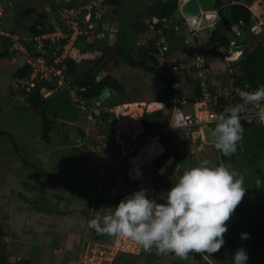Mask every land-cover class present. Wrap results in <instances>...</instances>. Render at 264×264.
Returning <instances> with one entry per match:
<instances>
[{
    "label": "rangeland",
    "instance_id": "1",
    "mask_svg": "<svg viewBox=\"0 0 264 264\" xmlns=\"http://www.w3.org/2000/svg\"><path fill=\"white\" fill-rule=\"evenodd\" d=\"M121 1L122 5L118 8L105 5L104 0L100 4L99 9L103 8L106 22L111 27L119 28V32H107L100 44L115 45L121 32L122 41L127 45L148 43L156 36L154 28L149 25L142 32L134 23L138 18L150 22L148 5L162 0ZM238 1L254 8L251 10L254 15L253 32L246 35L250 46L264 44V0ZM224 2L228 8L231 0ZM61 4L64 5L60 3L58 8ZM0 5L4 10L1 26L6 29L16 28L25 39L29 38L30 28L36 21L41 20L50 27L56 17L50 0H0ZM29 6H35L36 10L32 14L22 15ZM43 12L48 13L49 18H42ZM211 12L208 19H211ZM181 14L178 10L170 21L174 22ZM199 18L203 23L199 24L195 20L193 41L187 37L192 32L185 20L178 31H173L165 38L171 58L175 60L172 65L178 69L179 85L191 92L187 100L193 95L195 77L201 80L196 73V58L189 56L187 50L195 46L196 37L207 35L206 28L212 22L205 20L204 13ZM234 40L237 39L231 42ZM231 42L221 48L223 52H220L224 56L230 55L229 51L233 48ZM92 49L87 42L80 48L76 46L74 57L82 72L92 67L98 57L95 48ZM11 53V57L8 55L0 60V130L8 133L0 137V226L8 234L5 252L11 264L19 260L30 261V264H76L80 255H88L90 258L93 255L99 258L115 255L116 260L123 255H140L141 252L138 262L133 264H200L206 261L208 264H233L234 254L240 248L248 254L247 264H264V247L263 250L253 252L252 248H245L248 238H241V233H249L254 226L264 233V185L262 188L256 185L257 180L264 182V126L254 123L244 129L241 143L244 145L246 160L229 164L230 170L244 177L246 193L227 223L228 232L220 251L210 256L207 253H190L187 260H180L171 254L157 255L154 250L149 254L129 239L107 235L103 237L87 227L88 221L96 215H105L122 199L141 189L148 190L150 199L165 203L160 197L166 193H159L158 185H165L169 191L186 169L198 166L202 160L210 161V166H219L221 161L218 150L212 144H201L198 139L195 142L184 139L177 143L173 132H168L164 134L168 140L165 145L169 153L178 157L180 170L169 168L164 174H157L167 161L161 157L140 178L131 179L124 165H117L109 142L96 135L86 113L78 112L70 95L61 90L52 94L46 92L45 95L41 92L44 97H49V115L56 120L51 141L46 142L41 137V116L25 104V95L20 91L26 83L12 76L15 67L24 64L23 54ZM202 56L206 61V71L210 74L207 86L223 83L228 87L231 66L225 57L214 54ZM111 74L120 83L125 102H149L166 85L156 74L143 67H134L123 58H120L118 66L111 69ZM187 76L192 78L188 79ZM31 90L32 87L28 86L27 91ZM111 92L119 97V90ZM226 108L231 107L227 105ZM82 130L85 137H81ZM9 135H12L13 140ZM98 193L102 197L99 201L95 198ZM150 255L156 257L150 260Z\"/></svg>",
    "mask_w": 264,
    "mask_h": 264
},
{
    "label": "trees",
    "instance_id": "2",
    "mask_svg": "<svg viewBox=\"0 0 264 264\" xmlns=\"http://www.w3.org/2000/svg\"><path fill=\"white\" fill-rule=\"evenodd\" d=\"M50 2H51L50 3L51 9L55 13L58 22L61 24V19L59 16L60 8H58V5L54 0H50ZM217 3L221 7H223L225 2L224 0H217ZM72 4L75 5V3ZM104 4L114 7L116 6V8H118L122 5V1L104 0ZM35 10H36L35 6H29L25 9V12L22 13V15L32 14ZM178 10H179V0H162L159 3H153L148 5V11L150 13L149 17L151 18L149 25L153 26L156 36L148 41L147 43L148 49L145 51L156 54V56L162 61V65H163L162 70L147 66L144 56H142L140 60L136 56H134L133 53L129 51L131 45L129 44L127 45L122 41L123 32L118 34L120 37L117 39V41H115L116 46L108 45V44L106 46H103L100 44L102 43L103 39H95L91 35H81L79 37L76 46L80 48L87 42L89 48L91 49L92 47L95 48V51L97 52V56H98L94 65L92 67H89V69L84 72H82L79 69L78 67L79 64L77 63L75 57H69L66 60V63L68 64V72L73 76L74 79L73 81L74 85H79L80 82L85 80L94 81L93 85L86 87V89L84 90L78 91V93L87 100V105L89 107H92V102L98 95H100V93L102 92L105 86H109L111 90L120 91L119 97H115V95H112V99L107 101L108 106L111 107L113 105L125 102L123 95L124 91L118 80L111 74V69L119 65L120 58H123L126 62H128L134 67H143L149 72L156 74L160 79H162V81L166 85L157 92L154 101L163 102L165 104V107L161 109H156L154 111L145 112L142 119H143V124L145 126L146 134L151 135L157 131H161L162 139L165 144L168 142V140L164 137V134H167L168 132H173L171 130H167L166 128L170 123L174 107L180 104L179 101L182 100L183 97L185 96L187 97V95L191 93L185 87H180L179 85L180 80L178 79V76L172 72L170 66L168 65V62H166L164 57L161 55L159 46L156 45V41L159 39V35L157 31L160 28H163L165 30L166 37L167 35L173 33V30L165 29L163 27V19L173 17L175 13L178 12ZM225 15L231 21V24L239 25L247 36L249 33L253 32L254 15L252 11L249 9L247 4L241 3L238 0H231L230 5L228 7V11L225 12ZM41 17L47 19L49 18V15L48 13L43 12L41 13ZM99 21L102 24L106 23L105 14L101 19H99ZM143 21L144 20L142 18H138L137 22L134 23L135 27L140 29V26L143 23ZM172 23L181 24V22L178 20H175ZM20 24L18 25L16 24V25L19 26ZM7 28H9L7 30H13V31L17 30L16 28H10V27ZM54 28L55 26L53 23H51L50 27H48L46 23H43V21L41 20L36 21L30 28L31 32L28 35L29 40L24 41V44L28 47L29 51L33 52L35 50L34 37L36 35L46 33ZM206 31H207V35L205 37L195 38V46L187 50V54L189 56H195L197 58L201 54H209V55L214 54L217 56L225 57L224 56L225 54L220 52L222 51L221 48L229 45L231 40L233 39H237L240 42L239 37L237 36V34L235 33V31L232 29L231 26L226 27L222 24H218V25L216 24L214 25L213 29L211 28V26H208L206 28ZM8 40H9L8 37L0 36V44L2 43V50L0 51V60L2 58H7L10 52L12 51L10 49L8 50L5 48L6 42H8ZM49 44L50 43L47 42L45 47L47 51H51V49H49ZM240 44L250 45V42L247 38V41L245 43H240ZM246 55L247 58L243 60L239 65H237L239 69L238 70L236 69V71L233 73V75H231V77L235 79L236 85H243V83L247 82L256 89L261 86H264V44L258 43L255 47L250 46L248 52H246ZM230 57H232V55H228L229 61H230ZM12 76L18 81L26 83V81L29 80L31 76V67L27 64L17 65L13 70ZM98 76H101V78L98 79ZM187 77L188 79L192 78L190 76ZM45 85L46 82H40L35 87H32V90L29 92L27 91V87L30 85L25 84L23 85V87H21L20 91L23 95H25V104L30 109H32L34 112H37L41 116L42 119L41 137L42 139H44V141L50 142L51 132L56 128V120L55 118H51V116L49 115V107H48V104L50 102L49 97H44L43 94L41 93V89ZM193 85H194V92H192L193 93L192 97H189L190 98L189 100L191 102H193L195 98H198L203 94L202 79L201 80L195 79ZM210 87L212 89V86ZM60 93L66 95L65 92H60ZM68 101L67 104H69ZM219 102L221 106L220 111L223 113L226 108V101L223 98H221ZM236 103L237 101L233 102L232 104L234 105ZM55 114H57V112H55ZM102 120H103L102 132L105 135L104 140H107V142H109V148L111 149L112 154H114L115 160L117 161L116 162L117 165L119 164L118 166H120L121 164H123L124 169L126 171L127 160L126 159L120 160V151L114 139L113 130H112L113 121L112 119L106 117H103ZM241 124L245 129L247 127L252 126L254 123L247 122L246 120L242 119ZM6 134H8L7 131L0 130V137ZM85 136L86 134L82 130L81 137H85ZM9 138L13 140L12 135H9ZM171 155L172 153H169L166 147L165 152L159 158L161 159V157H165L164 161H166ZM158 160H156V162ZM164 169L166 170V167H163L162 170ZM157 174L160 173L157 171ZM95 198L98 201L102 199L99 193L96 195ZM234 226L236 229L238 228L236 224ZM237 233H239V231H237ZM102 236L104 237V235ZM7 237L8 234L5 231L4 227L0 226V264H11L9 261V257L5 252L6 251L5 240L7 239ZM249 237L250 238H248V241L246 243V248L250 249L251 246H254L255 249L253 252H255V250L260 251L261 250L260 248L264 245V233L259 232L258 228L254 226L251 228L249 232ZM141 254L140 255L127 254L120 256L114 261V264H124V263H128V261H132L130 264L137 263L138 258L141 256ZM155 257L156 255H150L149 259L151 260L152 258ZM30 263H31L30 261L19 260L15 264H30ZM200 264H208V262L206 261Z\"/></svg>",
    "mask_w": 264,
    "mask_h": 264
},
{
    "label": "built area",
    "instance_id": "3",
    "mask_svg": "<svg viewBox=\"0 0 264 264\" xmlns=\"http://www.w3.org/2000/svg\"><path fill=\"white\" fill-rule=\"evenodd\" d=\"M186 1L187 0H179L180 11ZM100 2L99 0H92L80 5H61V7H59L61 24L57 22L59 25L58 28L55 27L46 33L36 35L34 37L35 50L33 52L29 51L28 47L24 44V41L29 40L28 38L25 39L23 34L18 30L13 31L4 29L1 27V21L0 36L8 37L9 49L14 53L23 54V63L31 67L30 79L26 81V84L28 83L30 85L29 87H35L40 82H46L44 87L49 83H55L57 87L54 90L46 89L43 94L45 95L46 92L52 94L57 90L66 91L73 100L78 112L86 113L87 117L92 122L96 135L104 139L105 135L102 132L101 125V121H103L102 119L104 117L101 109L104 105L92 106L89 108L87 100L78 93L79 90H84L86 87L83 88L79 85H74L73 76L68 72V64L66 63L69 57H74L76 43L81 35H91L95 39H102L107 32L116 31V29L111 27L107 22L102 24L99 21L104 13L102 8L99 9ZM249 8L250 10H254L253 6H249ZM95 10H98V12L93 13ZM3 15L4 10L2 9V5H0V20ZM181 17L182 19H180V21L182 24H173L170 18L163 19V27L165 29L178 31L181 26H183L185 20L190 28V33L192 32L187 37L189 40L193 41L192 38L195 35V18H188L183 13ZM204 17L208 19V14L206 13ZM82 20L86 21L85 25L81 24ZM196 21L201 24L202 19L199 18ZM52 23L54 24V21H52ZM260 24H263V22L260 21ZM157 33L159 35L157 45L160 48L161 55L166 62H168L172 72L177 75L178 69L175 65H172V62H175V60L171 58L169 46L165 40V30L160 28ZM47 42L50 43L49 49H51V51H47L45 48ZM231 45L233 48H231L229 54H236L235 59L239 58L240 55L246 51L245 46L240 44L238 40L232 41ZM226 57L228 58V55ZM205 62L202 55L196 58V67L199 70L198 74L202 79L204 90L202 96L194 103V112L192 114L186 113L182 107L175 106L170 123L166 128L167 130L173 131L175 128L198 130L205 126H212L215 124V118L218 114L222 113L220 111L221 106L219 102L221 98L226 101V106L230 105V107H233L242 103L239 96L240 91L256 90V88L252 87L247 82L243 83V85H236L235 79L231 77L229 89L217 87L216 90H214L215 93L211 95L206 88L208 74ZM234 72L235 71H233L231 75H233ZM100 78L101 76H98V79ZM235 101H237V103L233 105L232 103ZM106 107L110 112L108 118L113 121L112 130L120 151V160H127V172L131 179L140 178L141 174L138 175L137 173L142 170L143 174L146 169L152 167V164L166 150L161 131H157L151 135L146 134L142 117L145 112L150 110L149 104L142 101H134ZM259 107L260 106L247 105L246 112L242 114L246 116L244 120L264 126V124L259 122L257 116ZM167 168H171V164ZM111 253L114 252L111 251ZM104 259H106V261H104ZM114 260L115 255L100 258L96 255H93L91 258L88 255H86V257L85 255H80L76 264H114Z\"/></svg>",
    "mask_w": 264,
    "mask_h": 264
},
{
    "label": "clouds",
    "instance_id": "4",
    "mask_svg": "<svg viewBox=\"0 0 264 264\" xmlns=\"http://www.w3.org/2000/svg\"><path fill=\"white\" fill-rule=\"evenodd\" d=\"M239 96L242 103L218 114L213 128L201 129V135L210 136L215 149L229 159L242 139L241 120L246 118L242 114L247 105L260 106L257 116L264 124V86L240 91ZM102 105L108 106L105 102ZM243 183L244 177L230 170L229 164L210 166V161L202 160L186 169L167 194L161 195L165 203L150 199L148 190L141 189L105 215H96L87 227L100 235L129 239L149 254L154 250L157 255L174 254L180 260H187L190 253L210 256L225 244L227 223L246 193ZM256 185L262 188L264 182L257 180ZM241 238L250 237L241 233ZM248 259L247 252L240 248L233 264H247Z\"/></svg>",
    "mask_w": 264,
    "mask_h": 264
},
{
    "label": "water",
    "instance_id": "5",
    "mask_svg": "<svg viewBox=\"0 0 264 264\" xmlns=\"http://www.w3.org/2000/svg\"><path fill=\"white\" fill-rule=\"evenodd\" d=\"M64 1L67 4H72V3L82 4V3L92 1V0H77V1H75V0H64ZM213 9L222 18V20L226 22V24H228L230 22L227 17L223 16V12L220 9L219 4L217 3V0H187L183 4L181 11L186 17L195 18V17H198L201 12L210 11ZM97 12H98V10L95 11V13H97ZM81 24L85 25L86 21L82 20ZM54 25L56 28L59 27L57 21L54 22ZM147 28H148V25L146 23L141 24V27H140L141 31H145V29H147ZM211 28L213 29L214 25H212ZM254 28H256V27H254ZM233 29L235 30V33L238 35L241 42L247 41L246 34L239 25H237V24L233 25ZM6 48L7 49L9 48L8 42H6ZM143 48H144V46L140 49V51H142ZM245 49H246V51L242 55H240L239 58L234 59V60H230L229 63L231 65H237V64H240L243 60H245L247 58L246 52H248V46H246ZM137 50H138V48L135 46H130V48H129V51L130 52L133 51V54H136ZM12 55H13V53L9 54V57H11ZM147 60L150 62V64H154L155 67L159 65V61L157 60L156 56L152 53L147 54ZM93 84H94V81L85 80V81L80 82L79 86L85 88V87L91 86ZM56 87H57V85L55 83H49L46 87H43L41 89V92L43 93L46 89L54 90ZM111 95H112L111 89L109 88V86H105L104 89L102 90V92L100 93V95H98L94 99V101L92 102V105L93 106L102 105L105 101H107L111 98ZM101 111L103 112V115L105 117L108 118L110 116V112L108 111L106 106H103ZM207 127L213 128L214 126H207ZM201 129L202 128H200L198 130H191L189 128H175L173 130V134L177 140H181L184 136H187V137H192L195 139L200 138L208 144H213L210 136L206 137V136L201 135ZM218 153H219V158H220L221 163L233 164L236 162H242V161L246 160V152L244 149V145L241 143V140L238 142L236 153L230 159L227 157H224L220 151H218ZM171 158H172V156L169 157V159L166 161V163H168V161ZM178 164L179 163L177 160H174L171 163L172 167L175 169L178 168ZM163 191L167 194L168 189L164 185H160L158 187V192L164 193Z\"/></svg>",
    "mask_w": 264,
    "mask_h": 264
},
{
    "label": "crops",
    "instance_id": "6",
    "mask_svg": "<svg viewBox=\"0 0 264 264\" xmlns=\"http://www.w3.org/2000/svg\"><path fill=\"white\" fill-rule=\"evenodd\" d=\"M211 11V10H210ZM205 12H207V11H204V12H201L200 13V15L202 14V13H205ZM209 12V11H208ZM211 14V13H210ZM199 15V16H200ZM211 17H212V15H211ZM3 18V17H2ZM180 19H182V17L180 16L177 20L178 21H180ZM55 20H57L56 19V17H54L53 18V20L52 21H54L55 22ZM205 20H211V19H205ZM181 22V21H180ZM143 23H146L147 25H148V28H149V22L147 23L146 21H143ZM201 23H203V21H201ZM212 25H214V21H212L211 23H210V26H212ZM147 28V29H148ZM116 30L118 31L119 29H118V27L116 28ZM142 32H144V31H142ZM142 36V35H141ZM241 43V42H240ZM138 45H140L141 43H137ZM131 46H134V45H131ZM202 55V54H201ZM221 57V56H220ZM196 58V57H195ZM223 58V57H222ZM234 58H236V57H234ZM225 60H226V62L228 61L229 62V60H228V58L225 56ZM233 60V59H232ZM230 64V63H229ZM237 65H239V64H237ZM237 65H229V66H231V67H229V77H230V81H229V86H230V82H231V73L233 72V71H236L235 70V68L237 67ZM205 66H206V64H205ZM198 72H199V70L197 69L196 70V73L198 74ZM208 74V78L206 79V83H207V80L208 79H210V74L209 73H207ZM198 76H199V74H198ZM197 77H195V79H196ZM212 84V89L209 87V86H207L206 88H207V90L209 91V93L211 94V95H213L214 93H215V91L214 90H216V88L217 87H225L226 89H229V86L227 87V86H225L223 83H220V84H218V85H216V84H213V83H211ZM204 88V87H203ZM202 88V90H204ZM202 96V95H201ZM201 96H199V97H201ZM198 97V98H199ZM198 98H195L194 99V101L193 102H191L190 100H187V98H186V96L185 97H183V100L181 101H179L180 102V104H178V105H176V106H178V107H182V109L186 112V113H190V114H192L193 112H194V110H193V107H194V103H195V101L198 99ZM142 102H146V101H142ZM156 103V104H159V106H157V107H155L154 109H150L148 112H150V111H154V110H156V109H161V108H163V107H165V104L163 103V102H157V101H154V99L153 100H151V101H149V102H147L148 104L150 103ZM185 102V103H184ZM212 126H215V124H213ZM242 137H243V133H242ZM184 139H190V140H193L192 142H195L197 139L198 140H200L201 141V144L202 143H206L205 141H203L202 139H200V138H192V137H187V136H184L181 140H177L176 138L174 139L177 143H180V142H182ZM192 142H189V143H192ZM213 145V144H212ZM193 149L191 148V150L190 151H192ZM172 157H174V160H177L178 161V168L177 169H175V168H173L172 167V165H171V170H175V171H178V170H180V168H181V163H180V161H179V159H177L176 158V155H174V154H172L171 155ZM169 159V158H168ZM167 159V160H168ZM169 166V165H168ZM167 170H169V168H167L166 169V171ZM165 171V172H166ZM164 172V173H165ZM160 174H164V173H161V171L159 172ZM165 186V185H164ZM167 188V187H166ZM77 263V262H76Z\"/></svg>",
    "mask_w": 264,
    "mask_h": 264
},
{
    "label": "flooded vegetation",
    "instance_id": "7",
    "mask_svg": "<svg viewBox=\"0 0 264 264\" xmlns=\"http://www.w3.org/2000/svg\"><path fill=\"white\" fill-rule=\"evenodd\" d=\"M55 2H56V4L58 5V4H60V3H63V4H67V3H65V1L64 0H54ZM75 1H77V0H75ZM99 1H101L100 2V4L102 3V1L103 0H99ZM89 2V1H88ZM87 2V3H88ZM51 3V2H50ZM86 3V2H85ZM83 4V3H82ZM62 5V4H61ZM75 5H80V4H76L75 3ZM101 6V5H100ZM220 6V5H219ZM226 8L227 7H225L224 5H223V7H221L220 6V9L222 10V12H223V16L224 17H227L226 15H225V12H227L228 11V8H227V10H226ZM103 9V8H102ZM212 12H211V14H212V17H211V20L212 21H214V25H218V24H222V25H224V26H226V27H228V26H231L232 27V29H233V24H231V21L228 23V24H226V22L225 21H223L222 20V18L217 14V12L213 9V10H211ZM209 14V12L207 11V12H205L204 13V15L205 14ZM105 14V12L103 13V15ZM235 25V24H234ZM141 27V26H140ZM114 29H116V28H114ZM141 30V29H140ZM234 30V29H233ZM117 31V30H116ZM115 31V32H116ZM235 31V30H234ZM246 34V33H245ZM238 36V35H237ZM106 37V36H105ZM104 37V38H105ZM104 38H102V39H104ZM157 42H158V40L156 41V45H157ZM241 42V41H240ZM241 43H245V42H241ZM10 46V45H9ZM135 47H137L138 48V50H137V52H136V54H133L134 56H136L139 60L142 58V56H144V58H145V60H146V65L147 66H149V67H154V68H158V69H160V70H162V68H163V65H162V61L156 56V54L155 53H152V54H154L155 56H156V58H157V60L159 61V65L158 66H156L155 67V65L154 64H150V62L147 60V54H150L149 52H146L145 50H147L148 49V45H147V43L146 44H140V45H134ZM144 46V48L142 49V51H140V49L142 48ZM245 47L246 46H248V50H249V48H250V45H248V44H245L244 45ZM6 48V47H5ZM134 51V50H133ZM133 51H132V53H133ZM169 189V188H168ZM249 234V233H248ZM263 247H264V245L260 248L261 250H263ZM245 248H246V245H245ZM251 248L254 250L255 249V247L254 246H251ZM247 249V248H246Z\"/></svg>",
    "mask_w": 264,
    "mask_h": 264
},
{
    "label": "bare ground",
    "instance_id": "8",
    "mask_svg": "<svg viewBox=\"0 0 264 264\" xmlns=\"http://www.w3.org/2000/svg\"><path fill=\"white\" fill-rule=\"evenodd\" d=\"M209 12H210V11H209ZM208 16H209V14H208ZM195 19L198 20L199 17H195ZM195 19H194V21H195ZM196 24H197V22H196ZM233 55H234V54H233ZM234 57H236V56H232V59H234ZM157 106H159V104H156V103H154V102L151 103V104L149 103V108H150V109H154V108L157 107ZM173 161H174V157H172V158L168 161V163L164 164V165L162 166V169H163V167H166V169H167L168 165L171 164ZM162 169H161V172H162V173L166 171L165 169H164L165 171L162 170ZM137 174H138V175L142 174V170H140Z\"/></svg>",
    "mask_w": 264,
    "mask_h": 264
}]
</instances>
